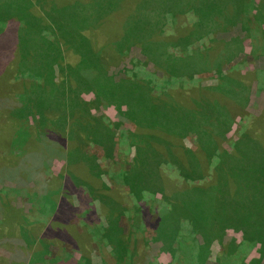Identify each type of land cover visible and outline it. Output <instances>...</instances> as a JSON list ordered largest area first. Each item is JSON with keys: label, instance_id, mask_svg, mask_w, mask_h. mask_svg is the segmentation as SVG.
Wrapping results in <instances>:
<instances>
[{"label": "trees", "instance_id": "trees-1", "mask_svg": "<svg viewBox=\"0 0 264 264\" xmlns=\"http://www.w3.org/2000/svg\"><path fill=\"white\" fill-rule=\"evenodd\" d=\"M197 2V15L204 9L213 13V2ZM140 5L132 12L139 11ZM47 11L51 23L44 31L37 26L38 18L26 11L9 20L10 35L0 30V95L5 99L0 110L13 108L17 114L21 111L24 121L29 115L36 119V137L19 130L14 138L29 140L23 144L26 149L22 148L19 165L32 167L39 178L46 176L44 170L35 169L59 157L64 162L59 173L40 178L44 188L59 197L47 224L37 231L27 228L28 244L17 248L4 244L7 249L0 252V264H133L135 257L146 264L143 254L150 251L145 231L154 232L152 240L170 255L168 264H203L214 242L222 252L218 264H260L264 257V104L259 114L248 113L240 90L255 78L254 73L241 75L231 66L222 69L221 56H226L218 53L215 40L187 51L193 25L178 24L162 38L147 24L140 34L146 33L159 50L169 48V52L158 50L153 56L141 45L152 64L150 78L133 75L129 69L115 78L110 69L118 63L117 57L108 50L121 51L120 42H129L135 33L133 25L125 30L126 20H119L114 30L102 31L101 43L95 47L78 31L83 29L81 21L65 23L67 16ZM174 16L165 13L163 20ZM0 25H5L4 19L0 18ZM48 36L54 39L48 41ZM256 45L252 51L259 53L262 49ZM212 69L217 70L213 86L205 87L194 77L195 71ZM83 94L94 98L84 101ZM105 106L115 109V122L91 114ZM49 112L57 116L50 118ZM47 117L54 121L44 124ZM126 122L134 130L123 129ZM188 135L192 149L182 143ZM93 149L102 154L97 158ZM131 200L136 216L129 212L133 207H126ZM16 217L20 219L18 213ZM76 218L82 222H74ZM101 218L105 225L94 224ZM123 218L125 227L120 224ZM225 230L241 233L242 242L224 243ZM35 247L54 250L52 257L38 262L32 254ZM255 247L259 259L230 261L232 252ZM94 257L100 262H93Z\"/></svg>", "mask_w": 264, "mask_h": 264}, {"label": "rangeland", "instance_id": "rangeland-1", "mask_svg": "<svg viewBox=\"0 0 264 264\" xmlns=\"http://www.w3.org/2000/svg\"><path fill=\"white\" fill-rule=\"evenodd\" d=\"M197 1L204 2L205 4L210 2V5L213 2L212 7L215 5L213 13L211 14L207 9H204L202 15H197ZM31 2L34 6L30 5L29 0H0V18L5 20V25H0V30L7 33V29L11 27L9 20H14L17 14L20 15L21 12L26 11L27 15L30 13V15L38 18L37 26L40 30L44 31L46 25L49 22L51 23L50 14L47 10L52 9L58 11L60 16H67L65 23L70 22V19L76 20L79 24H81V21L83 29L78 31L91 39V42L96 47L101 43L104 36L102 31L107 28L114 30L119 20L120 22L123 18L126 20L123 26L125 30L133 25L135 33L133 37L129 38V42H120L119 48L121 51L108 50L111 56L115 57L116 55L117 57L116 62L118 63L115 65V68L110 69V74L114 75L115 78L120 75L123 69H129L133 71V75L135 74L141 78H150L149 72L152 69V64L146 61V57L143 55L140 46L143 45L145 50L148 52L150 50V54L154 56L159 50V44L152 41V39H148L149 36L147 37L146 33L140 34L143 26L145 28L148 24L154 28L153 34L155 36L162 33L161 36L164 38L167 34L172 33L173 28L178 24L183 26H186V24L193 25L192 36L188 37L190 39H187L188 42L185 44L186 50L191 51L194 48L199 49L208 46L211 40H215L218 53H224L225 58L231 61V64H228L222 55V69L226 70L231 66L236 72H240L241 75L248 72L254 73L255 78H253L249 85H246L244 89H242L243 87L240 88L241 91L243 90V96L245 97L242 105L248 113L254 115L262 111L264 104V0H31ZM138 5H140L139 11L137 9V12L133 13L132 10L137 8ZM248 6L251 8L249 11L247 9ZM165 13L167 15L172 13L175 16L174 18L167 17L163 20ZM21 18L23 17L21 16ZM204 18L206 21H204ZM26 19L28 20L27 17ZM200 20H203V23ZM21 25L23 27L22 23ZM16 28L12 29L15 31ZM8 35L10 34L7 33ZM46 35L42 33V36ZM51 38L48 36L47 40L54 39ZM254 45L263 51L260 50L259 53H257L258 51H252ZM168 49L164 51L165 49L161 47L158 52H169ZM70 59L75 60L74 57ZM180 60L181 57L176 63V68L180 65ZM224 63L227 64L223 67ZM195 72L198 73H195L194 77L200 81L201 85L206 87L215 84L214 79L217 70ZM81 98L89 102L93 100L94 96L92 94H83ZM4 100L3 96L0 95V102ZM12 109L3 108L0 110V191L2 192H0V243L2 244L0 252L6 251L7 248L4 244L9 245V247L10 245L14 246V248L20 247L22 243L23 245L28 244L27 242L30 241L31 235L28 234L27 228L35 227L34 231H37L38 227L42 223H46L48 217L52 215L59 193L46 190L40 178L47 180L49 175L58 174L64 164L59 157H55L53 160L47 159L45 163L40 164L35 169L37 172L44 170L42 174L46 176L39 178L34 176L31 170L32 167H28L27 165L22 167V164L19 165L22 151L26 149L23 144L29 143V140L25 139L27 140L25 142L23 139L17 138L15 140L14 138L17 132L20 134L19 130L21 133L29 131V133L35 134L36 137L35 129H33L36 119L29 115L26 123L24 119L20 118L21 111L17 109L19 111L17 114V111H12ZM49 114L51 115L50 118L57 116V112H49ZM91 114L95 116L105 115L108 119L115 122L117 113L112 106H105L100 107L99 110L91 111ZM51 121L54 120H49L48 118V120L44 119L42 122L48 124ZM122 128H128L130 131L134 130V126L127 122L126 125L123 124ZM234 129L235 126L232 130ZM182 143L185 147L193 148L191 136L189 135ZM23 147L24 150L22 149ZM92 153L97 158L102 154L100 149H93ZM30 162L36 163V160L31 159ZM167 173L171 176V173ZM133 204L131 200L130 204L126 203V207H133L129 212L136 216L138 212ZM141 205L143 208L144 205ZM84 208H87V204L84 205ZM32 209V214H30ZM17 213L20 218L18 220L16 217ZM80 220L76 218L74 222H82ZM125 221L126 219L123 218L120 223L124 227L126 225ZM95 223L105 225V221L102 218L99 221L94 220ZM20 225L22 231L18 236ZM17 226L18 228H16ZM23 233H25V236H23ZM32 234L34 233L32 232ZM222 234L224 243L233 241L236 245L240 244L243 240L241 233L232 230H225ZM144 236L147 238V248L150 251L147 256H145V253L143 254L146 264H168L171 261L170 255L161 252L160 243L152 240L154 232L145 231ZM108 249L107 247L105 250L108 252ZM34 251L36 252H32V254L38 262L48 261L54 252L52 249L41 247H35ZM220 251V245L217 242L212 243L203 264H218L217 259L222 257V252ZM41 252L50 253H44L46 254L44 255ZM177 253L179 254V252ZM231 254L233 255L229 259L232 262H239L241 257L246 262L259 259L256 247L245 252H232ZM10 255L14 257V253ZM38 256H41V260H38ZM14 259L16 260V258ZM133 259V264H140L139 258L135 257ZM92 261L96 263L100 262L95 257ZM260 264H264V257L260 260Z\"/></svg>", "mask_w": 264, "mask_h": 264}]
</instances>
